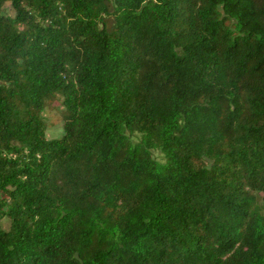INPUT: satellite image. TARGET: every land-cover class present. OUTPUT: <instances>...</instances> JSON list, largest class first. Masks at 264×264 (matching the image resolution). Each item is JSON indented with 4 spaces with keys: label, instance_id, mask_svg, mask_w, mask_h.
<instances>
[{
    "label": "trees",
    "instance_id": "trees-1",
    "mask_svg": "<svg viewBox=\"0 0 264 264\" xmlns=\"http://www.w3.org/2000/svg\"><path fill=\"white\" fill-rule=\"evenodd\" d=\"M0 264H264V0H0Z\"/></svg>",
    "mask_w": 264,
    "mask_h": 264
},
{
    "label": "rangeland",
    "instance_id": "rangeland-1",
    "mask_svg": "<svg viewBox=\"0 0 264 264\" xmlns=\"http://www.w3.org/2000/svg\"><path fill=\"white\" fill-rule=\"evenodd\" d=\"M64 109L61 105V98L58 97L52 104H46L43 109V117L46 122L45 137L47 140H58L64 134L62 113ZM156 158H160L159 153L154 152ZM5 229L6 225L3 223Z\"/></svg>",
    "mask_w": 264,
    "mask_h": 264
}]
</instances>
